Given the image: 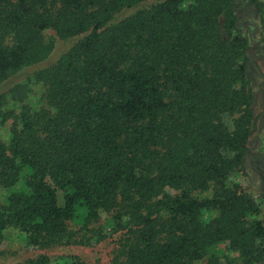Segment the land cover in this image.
Segmentation results:
<instances>
[{"label":"trees","instance_id":"trees-1","mask_svg":"<svg viewBox=\"0 0 264 264\" xmlns=\"http://www.w3.org/2000/svg\"><path fill=\"white\" fill-rule=\"evenodd\" d=\"M254 40L264 0H0V256L264 264Z\"/></svg>","mask_w":264,"mask_h":264},{"label":"rangeland","instance_id":"rangeland-1","mask_svg":"<svg viewBox=\"0 0 264 264\" xmlns=\"http://www.w3.org/2000/svg\"><path fill=\"white\" fill-rule=\"evenodd\" d=\"M239 18H241L242 21H252V23H257L258 21V15H256L255 11L247 4L244 7L242 6L241 8H239ZM251 35H255L256 37L258 33L255 34V32H252ZM253 42L254 43L252 44V47L250 49L251 62L249 63V73L254 86H256L260 83L259 69L263 67L264 60L262 57L260 46L256 43L255 40ZM68 45L69 43L63 44V42H57L56 51L60 52ZM257 97L256 112L260 113V118L256 131L250 137L247 143L250 154L247 155L245 161L246 177L243 178V184H245L246 189H250L254 193H264V182L260 179L257 168L259 159H256L257 157H260V153L264 151V94L262 92H259ZM255 155H257V157ZM6 251L8 253L6 256H0V264L21 263L28 258L36 256L37 254V252L35 251H26L25 248L22 247V245H20L19 242L17 240H14L13 238H10L6 241ZM69 253H79L82 258L88 260L90 264L96 263V261H107V254L106 250H104V245L100 248H95V250L83 249L78 251L77 249H74L72 251H69Z\"/></svg>","mask_w":264,"mask_h":264}]
</instances>
